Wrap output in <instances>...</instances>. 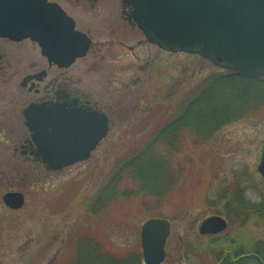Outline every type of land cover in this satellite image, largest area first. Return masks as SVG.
I'll return each mask as SVG.
<instances>
[{
    "label": "rangeland",
    "instance_id": "obj_1",
    "mask_svg": "<svg viewBox=\"0 0 264 264\" xmlns=\"http://www.w3.org/2000/svg\"><path fill=\"white\" fill-rule=\"evenodd\" d=\"M101 6L103 14L96 15L102 18L100 23L78 16L81 27L91 29L95 36L87 56L67 69L53 68L49 74L74 78L73 88L108 113L112 122L107 137L87 162L60 173L45 171L18 150L19 142L29 134L22 111L36 100L33 92L28 93L29 86L22 88L21 83L26 76L47 69L46 60L29 41L0 40V52L6 55L4 65L0 63L5 71L0 72V264H52L71 252L72 246L65 247L73 231L87 230L100 236L104 249L139 253L142 262L140 228L146 213L139 205L119 201L90 218L87 201L101 191L116 160L133 148V134L153 111L163 107L165 114L183 94L198 85H211L203 83L210 77L226 74L199 57L164 53L147 44L138 29L120 21L119 0H103ZM32 62L38 63L36 69ZM225 85L246 91L261 90L256 85L264 88L244 78L228 79ZM168 93L172 101L163 102ZM263 143L264 106L188 153L178 201L163 209L171 225L163 264H200L186 257L185 241L193 243L191 230L197 233L205 218L227 209L237 215L234 199L250 205L252 211L243 210L240 219L233 220L221 234V243L226 239L248 248L264 246V181L257 172ZM8 192L24 195L21 210L3 206L2 197Z\"/></svg>",
    "mask_w": 264,
    "mask_h": 264
},
{
    "label": "water",
    "instance_id": "obj_2",
    "mask_svg": "<svg viewBox=\"0 0 264 264\" xmlns=\"http://www.w3.org/2000/svg\"><path fill=\"white\" fill-rule=\"evenodd\" d=\"M133 9V24L147 43L169 53L195 55L235 75L264 79V0H123ZM0 39L30 40L41 55L61 69L84 58L91 42L75 31L73 21L46 0H0ZM39 79V76H36ZM24 125L37 147V157L51 172L87 161L109 132L104 114L62 112L58 107L30 105ZM257 172L264 180V143ZM3 205L24 207V195L7 193ZM227 222L212 216L199 226L200 236H216ZM170 223L150 219L140 228L144 264H163Z\"/></svg>",
    "mask_w": 264,
    "mask_h": 264
},
{
    "label": "trees",
    "instance_id": "obj_3",
    "mask_svg": "<svg viewBox=\"0 0 264 264\" xmlns=\"http://www.w3.org/2000/svg\"><path fill=\"white\" fill-rule=\"evenodd\" d=\"M228 79L243 78L233 74L210 77L203 83L211 85L196 86L177 99L165 114L160 107L139 125L138 132L133 134V148L116 160L101 191L87 201L90 218L124 201L137 203L146 213L144 220L166 219L163 209L178 201V186L188 153L206 145L218 131L253 116L264 106V88L256 85L261 90L246 91L238 85H225ZM248 81L264 86V80ZM231 89L236 93L232 94ZM170 100L168 93L163 102ZM161 113L164 114L161 119H156ZM233 205L238 217L228 209L217 215L229 227L234 219H240L243 210L252 211L250 205L238 199H234ZM191 233L194 244L186 240L182 250L186 257L200 264H264L262 243L248 248L234 240L224 239L221 243L222 235L200 237L194 230ZM71 246V252L66 251L65 256L52 264H142L139 253L104 249L100 236L89 230L77 234L73 231L65 249Z\"/></svg>",
    "mask_w": 264,
    "mask_h": 264
},
{
    "label": "flooded vegetation",
    "instance_id": "obj_4",
    "mask_svg": "<svg viewBox=\"0 0 264 264\" xmlns=\"http://www.w3.org/2000/svg\"><path fill=\"white\" fill-rule=\"evenodd\" d=\"M48 3L55 4L63 10V12L73 20L75 29L83 34H85L89 40L92 42V39L94 36V33L91 29L82 28L81 22L79 20V17L82 18H89L87 22L89 23H100V20L102 18H99L97 16H101L104 12V8L102 5L103 0H46ZM105 1V0H104ZM119 19L126 25H129L131 13V8L123 7L122 0H119ZM97 15V16H96ZM79 19V20H78ZM93 19V20H90ZM93 23V24H94ZM81 29V30H78ZM93 47V43H92ZM5 54H1L0 52V63L3 64V58H5ZM47 69L41 70L40 72L34 73L32 75L26 76L22 83L27 80V78L32 77L37 74L44 73L43 76L40 77V80L37 81L36 79L27 82L28 93H34L35 95V101L31 103L35 104H46V105H58L62 108V110L65 111H76L83 113L85 115H90L92 111H98L99 113L103 112L107 115L109 120V125H111L112 119L111 116L104 112L103 110L99 109L97 105H95L93 102H91L89 97L84 96L83 94H80L79 91L73 88L72 80L74 78H70L64 74H56L55 76H50L49 71H51L53 68H56L57 70H60L59 68L49 65L46 61ZM4 65V64H3ZM2 65V66H3ZM38 63L32 62L31 66H33V69H36ZM0 68V72L4 71L3 68ZM6 66V65H5ZM8 67V66H7ZM5 72V71H4ZM3 72V73H4ZM50 76V77H49ZM47 82L46 84L42 85L44 82ZM21 83V84H22ZM26 86V87H27ZM25 87V88H26ZM28 136L24 139V141L19 142V154L26 158L29 157V159L39 166H41L45 171H47V166H45L40 158H37L35 156L36 149L35 146L30 142V138ZM16 151V150H15Z\"/></svg>",
    "mask_w": 264,
    "mask_h": 264
}]
</instances>
